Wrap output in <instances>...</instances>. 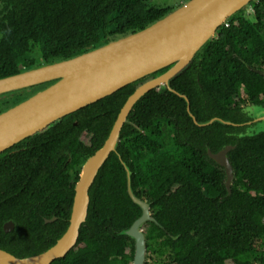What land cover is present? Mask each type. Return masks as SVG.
<instances>
[{"label": "trees", "instance_id": "1", "mask_svg": "<svg viewBox=\"0 0 264 264\" xmlns=\"http://www.w3.org/2000/svg\"><path fill=\"white\" fill-rule=\"evenodd\" d=\"M0 4V77L20 71L31 43L49 62L141 29L176 7L144 0ZM248 66L264 70V0L251 1L231 15L170 80L171 88L187 96L198 122L217 117L231 123L199 126L183 97L167 88L146 92L128 113L116 152L89 187L76 243L50 264L132 263L133 239L120 231L141 209L128 194L122 162L131 172L133 192L150 203L155 218L143 226L145 264H264V132L237 135L246 125L240 109L264 103V77ZM144 79L12 147L24 149L0 153L1 249L18 257L34 255L64 233L82 158L103 144L125 99ZM225 144L235 145L228 152L234 169L230 192L223 169L207 155V148L217 151ZM6 220L14 224L9 232L2 229Z\"/></svg>", "mask_w": 264, "mask_h": 264}, {"label": "water", "instance_id": "2", "mask_svg": "<svg viewBox=\"0 0 264 264\" xmlns=\"http://www.w3.org/2000/svg\"><path fill=\"white\" fill-rule=\"evenodd\" d=\"M251 1L254 0H186L141 29L127 31L95 47L88 45L75 55L59 57L0 77V94L50 82L0 111V152L42 131L55 120L87 108L123 86L145 78L125 99L103 144L82 158L79 178L74 185L69 224L64 233L48 249L30 256L18 257L0 248V264H50L76 243L79 228L87 215L89 187L109 154L116 152L120 130L132 106L149 90L167 88L183 97L189 115L199 126L214 121L231 123L217 117L198 122L190 111L189 99L171 88L170 80L190 63L205 43L211 41L220 25ZM251 69L264 77L263 69ZM240 115L246 119V125L237 133L239 137L264 132V103H248L240 109ZM234 147L225 144L217 151L207 148L208 157L225 173L228 192L234 177L228 152ZM122 164L126 170L128 194L140 207L141 214L120 233L133 239L131 264H145L147 251L143 226L155 218L151 215L150 203L133 192L131 172L124 162ZM53 219L46 218L44 222ZM12 227V221L3 225L5 232Z\"/></svg>", "mask_w": 264, "mask_h": 264}, {"label": "flooded vegetation", "instance_id": "3", "mask_svg": "<svg viewBox=\"0 0 264 264\" xmlns=\"http://www.w3.org/2000/svg\"><path fill=\"white\" fill-rule=\"evenodd\" d=\"M145 3L149 4V5H154V4H151V0L148 1V0H144ZM165 6H172V5H165ZM3 9V5L0 4V18L3 14V11L1 12V10ZM29 50L26 51L25 55H27V60L25 63H19L21 65V68H19V70H23V69H26V68H29L31 66H35V65H39L41 63H44L45 60H42V55H41V52L38 50V46L31 43L29 45ZM50 83V82H49ZM49 83H43V87L46 86L47 84ZM42 88V87H41ZM39 85L36 87V86H33V87H30V88H24L22 90H19V91H11V92H7V93H3V94H0V111H2L3 109L11 106L12 104L14 103H17L25 98H27L28 96L32 95L35 91L39 90ZM88 108V107H87ZM86 107L85 108H82L78 111H84L85 109H87ZM76 111V112H78ZM70 114V113H69ZM66 116V115H65ZM64 117V116H63ZM62 118V117H61ZM60 119V118H59ZM58 120V119H57ZM56 121V120H55ZM76 123V121L74 122ZM245 123V122H244ZM51 124V123H50ZM45 129V128H44ZM43 129V130H44ZM42 130V131H43ZM41 132V131H40ZM31 136V135H30ZM27 138V137H26ZM25 139V138H24ZM23 140V139H22ZM20 142V141H19ZM18 143V142H17ZM16 145V144H15ZM14 145H12L11 147L5 149V150H11L10 152H16L20 149H24V147H18V148H13ZM5 150L1 151L0 153L4 152ZM80 174V173H79ZM3 174L2 172L0 171V203H2V201L4 200V193H3V190L1 189L2 188V181L4 180L3 179ZM54 217L55 219V216H52ZM46 219V218H44ZM7 221H11V220H6V221H3L1 224H2V229H3V225L5 224V222ZM13 223V222H12ZM14 226V224H13ZM13 228V227H12ZM9 229L7 232L11 231L12 230ZM4 231V229H3ZM5 232V231H4Z\"/></svg>", "mask_w": 264, "mask_h": 264}, {"label": "rangeland", "instance_id": "4", "mask_svg": "<svg viewBox=\"0 0 264 264\" xmlns=\"http://www.w3.org/2000/svg\"><path fill=\"white\" fill-rule=\"evenodd\" d=\"M150 1V0H148ZM186 0H151V4H154L156 6H165V5H172V6H178L185 2ZM247 13L250 12V9L246 11ZM180 152V151H178ZM182 152V150H181ZM227 264V263H226Z\"/></svg>", "mask_w": 264, "mask_h": 264}]
</instances>
